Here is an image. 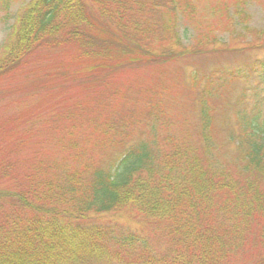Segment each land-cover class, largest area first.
<instances>
[{
  "label": "trees",
  "instance_id": "trees-1",
  "mask_svg": "<svg viewBox=\"0 0 264 264\" xmlns=\"http://www.w3.org/2000/svg\"><path fill=\"white\" fill-rule=\"evenodd\" d=\"M15 1L0 0V11ZM258 1L23 6L0 52V81L20 76L24 91L30 76L34 87L80 78L98 92L57 113L64 129L87 134L58 137L62 156L37 157L24 171L10 156L36 119L0 124V264H264V119L255 105L264 102V55L255 54L264 29L248 13ZM142 68L153 70L142 98L132 96L141 80L115 86L125 69ZM251 77L263 86L242 84L230 106L216 104ZM125 209L139 226L107 217Z\"/></svg>",
  "mask_w": 264,
  "mask_h": 264
},
{
  "label": "rangeland",
  "instance_id": "rangeland-1",
  "mask_svg": "<svg viewBox=\"0 0 264 264\" xmlns=\"http://www.w3.org/2000/svg\"><path fill=\"white\" fill-rule=\"evenodd\" d=\"M29 0H16L7 12L0 11V52L2 51V46L4 42L9 39L11 32V23L16 17V14L23 8V6ZM248 13L250 15L249 24L257 29H264V0H259L258 2H253L248 7ZM191 27V26H190ZM189 27V28H190ZM184 22H179V34L184 43H188L189 41V30H184ZM192 29V28H190ZM225 38L227 34H222ZM256 55H264V50H256ZM48 56L51 58L56 57L54 53L48 52ZM42 58H46L42 56ZM216 61V60H213ZM189 66V65H188ZM186 71H188V67H186ZM41 73V72H40ZM36 73V74H40ZM53 73V68L47 69L45 72L41 73L40 76L49 78ZM15 74V73H14ZM13 74V75H14ZM153 74V70L149 68L142 69H125L122 74L119 76V81L115 82V86L117 88H122L125 86L127 89L133 81L141 80L143 82L144 87L135 86L134 92L132 96L137 98H142L145 93V83H148L150 80V76ZM14 77V76H13ZM20 76H16L12 79V75L10 79L1 80L0 88L4 89V92H0V124L4 123H12L16 122L15 118L22 117H33L31 120L24 121L25 125H29L31 122L36 119L33 125H36V130L29 136H25L21 142L20 147L11 154L10 159H16L18 162L15 163L16 166H19V171H24L27 167H31L33 162L37 157H44L48 159V161H53L54 158H59L62 156L60 154L62 151L59 149L56 139L61 136V138H77L82 137L87 133L77 134L75 131L71 132L68 128L64 129L63 124L61 123L64 118L58 119L57 113L59 112L60 107L66 106H74L78 104H92L93 103V93H97L98 90L93 89V85L89 86L88 83L84 81L86 79H76L70 80L65 79L62 81H57L55 78L53 81H49L50 83L42 86L34 87L33 80L34 77L30 76V79L24 78L21 81V84H30V89L24 91H18L19 85L17 83V78ZM70 78V77H69ZM44 79H42L43 82ZM17 83L16 85H13ZM259 80L256 77H251V79L247 82H240L238 87L233 90L230 96H228L229 103H216L220 108L224 106H230L231 102L235 99L236 95L239 93V89L242 84L246 86H254L257 84V87L263 86V84H259ZM36 84V83H34ZM80 84H84L85 86H81ZM134 84V83H133ZM49 87V88H47ZM13 88V89H12ZM258 89V90H259ZM247 98V107L245 108L246 112L250 111L251 107V96L250 91L247 89L246 91ZM259 95H264V89L259 90ZM186 94L183 95L179 92L177 97H182L184 104H195L196 101L192 102L188 98L185 97ZM260 98V97H259ZM56 104V109L51 108ZM256 108H258V112L261 119H264V102H259V104H255ZM217 107V110L219 107ZM48 109L43 114L38 116H33L36 114L38 109ZM58 108V110H57ZM57 111V112H56ZM56 113V118H55ZM224 115L227 118H230V123L234 128H236L234 121V114L231 109H223ZM66 119L69 117H65ZM56 119V120H55ZM56 121V122H53ZM79 127V124L76 125V128ZM60 138V139H61ZM225 138V133L223 134V139ZM10 140L3 142L2 144L8 143ZM232 149V145L228 146ZM4 153L0 152V160L3 158ZM112 219H115L117 222L130 224L132 227L139 226V218L135 215V212L130 210H122L113 214L107 215Z\"/></svg>",
  "mask_w": 264,
  "mask_h": 264
}]
</instances>
